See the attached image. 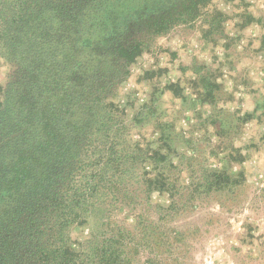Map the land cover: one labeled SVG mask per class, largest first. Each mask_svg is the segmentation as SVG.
Wrapping results in <instances>:
<instances>
[{"label":"trees","instance_id":"obj_1","mask_svg":"<svg viewBox=\"0 0 264 264\" xmlns=\"http://www.w3.org/2000/svg\"><path fill=\"white\" fill-rule=\"evenodd\" d=\"M207 1L0 0V42L22 72L0 86V264H157L163 233L151 215L165 207L151 195L170 193V215L180 186L162 148L130 139L126 108L107 92L142 54L143 27L191 21ZM192 176L205 192L238 180ZM126 208L134 223L117 219ZM76 225L92 230L78 247Z\"/></svg>","mask_w":264,"mask_h":264},{"label":"rangeland","instance_id":"obj_2","mask_svg":"<svg viewBox=\"0 0 264 264\" xmlns=\"http://www.w3.org/2000/svg\"><path fill=\"white\" fill-rule=\"evenodd\" d=\"M200 12L159 33L143 27L144 50L107 100L126 108L130 139L168 154L165 168L180 186L170 215V193L151 195L165 207L151 215L163 233L157 264H264V0H208ZM20 73L0 42L3 91ZM205 170L238 180L205 192L192 176ZM123 216L135 222L132 210ZM91 231L76 225L68 237L78 247Z\"/></svg>","mask_w":264,"mask_h":264}]
</instances>
